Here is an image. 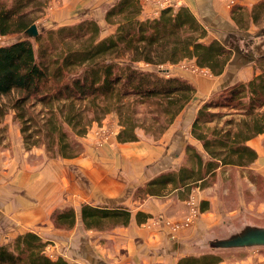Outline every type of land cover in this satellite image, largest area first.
I'll use <instances>...</instances> for the list:
<instances>
[{"label": "trees", "instance_id": "trees-1", "mask_svg": "<svg viewBox=\"0 0 264 264\" xmlns=\"http://www.w3.org/2000/svg\"><path fill=\"white\" fill-rule=\"evenodd\" d=\"M49 1L0 0V35L25 32L34 22L33 10L41 11ZM141 9V0H119L106 12V20L116 28L102 37L99 23L88 19L39 32L34 37L37 50L30 37L0 46V122L14 111L25 148L43 143L52 157H76L82 146L73 136H84L93 121L111 112L118 114L121 125L119 142L137 140V128L159 138L194 99L196 87L182 77L165 76L163 69H143L135 63L157 66L188 58L214 74L224 71L232 51L218 39L204 40L208 30L189 7H166L158 17L145 19L140 18ZM261 11L264 0L253 6L254 22ZM244 15L243 10L233 12L239 23ZM3 97L9 102H2ZM140 106L149 121L137 117ZM191 132L204 154L188 144L183 164L150 179L140 192L162 196L179 189L188 197L193 188L213 184L219 168L247 166L257 159L248 141L264 132V67L248 81L231 84L205 101ZM201 208H207L205 202ZM81 216L90 229L109 220L128 225L132 213L123 206L83 204ZM53 220L57 227L71 228L77 212L73 207L57 209ZM47 245L40 235L27 231L11 242H0V264H75L50 256ZM221 260L215 253L192 254L176 264Z\"/></svg>", "mask_w": 264, "mask_h": 264}, {"label": "crops", "instance_id": "crops-1", "mask_svg": "<svg viewBox=\"0 0 264 264\" xmlns=\"http://www.w3.org/2000/svg\"><path fill=\"white\" fill-rule=\"evenodd\" d=\"M118 1L50 0V12L47 17L54 27L74 24L81 20H95L105 36L116 28L106 20V12ZM236 2L241 3L242 0H174L175 8L189 7L208 30L207 37L213 35L233 51V54L221 74H214L209 68H202L209 73L189 75L187 67L181 65L186 60L194 61L188 58L171 63L165 68L170 71V75L182 76L192 82L196 87V95L159 139L147 135L144 129L139 128L136 129L137 140L119 142L117 135L121 125L119 119H115L112 128L114 133L109 134L110 142H107L108 137L106 139L103 133L102 148L94 146L93 151L102 150V154L95 158L93 155L87 156L90 149H85L79 156L70 158L73 161L67 163L66 167L59 166V163L52 159L36 169L35 166L28 165L27 150L21 132L17 128L13 131L11 127H6L7 120L0 122L1 243L11 242L27 231L37 233L45 241L50 240L47 236L50 232L44 231L41 223L50 219L55 210L66 205L75 208L78 216L77 205L95 206L94 204L102 203V206H122L123 203H134L139 206L135 205L130 209L125 207L132 213L128 225L118 224L110 230L83 233L82 238L78 237L80 233L77 234V230L70 233L67 237L70 238L67 239L70 241L68 244L81 246V254L74 251L71 261L79 264H176L181 257L192 255L176 251L174 247L177 242L193 237L200 227L216 225L225 216H232L241 209L223 214L213 222L207 221L208 219L203 222L197 220L193 229L181 230L182 234L190 233L182 238L180 231L173 233L174 229L169 224V221L172 223L171 221L182 218L185 201L191 196L198 198L200 206L206 203L207 208L202 211V215L206 214L214 200L212 192L216 191L218 182L222 179L221 170L226 173L238 168V178L241 177L242 169L257 168L264 171V132L248 141L258 153L254 162L247 166L219 168L216 174L218 182H213L214 184L203 189L195 187L188 197L179 189L168 190V193L162 196L148 195L143 201H136L134 196L136 190L144 187L150 179L163 172L178 169L183 164L188 144L195 145L204 154L202 143L191 132L200 106L213 92L238 81H248L255 73L260 72L255 66L258 56L251 52L253 46L247 49L252 39L246 40L241 35L242 31L231 15L234 9L239 12L246 10L244 6L243 9L240 8L241 5L238 6ZM141 4L142 19L158 17L166 7L160 0H141ZM252 9L253 7L250 11ZM252 21L254 22L253 19ZM108 118L103 119L102 124L108 122ZM103 127L106 128L107 124ZM79 211L81 214V210ZM139 211L148 216L145 217L141 213L138 219L136 215ZM140 218L142 221H139ZM78 232L82 230L78 229ZM92 236L98 238L92 239ZM65 243L60 240L51 244L48 242V245L53 249L58 248L62 252L61 256H68L63 251V246L67 244ZM198 254L209 253L194 255ZM215 254L222 257L218 264H264V248Z\"/></svg>", "mask_w": 264, "mask_h": 264}, {"label": "rangeland", "instance_id": "rangeland-1", "mask_svg": "<svg viewBox=\"0 0 264 264\" xmlns=\"http://www.w3.org/2000/svg\"><path fill=\"white\" fill-rule=\"evenodd\" d=\"M257 1L258 0H242L241 3L236 2V3H238V6L241 5V7L244 6L246 8V10L243 11V12H245L244 19L241 21V23H239L236 20V23L238 24L237 25L238 28L241 29L240 31H242L241 35L243 37H245L246 40H249V38L252 39V42H250L249 47L253 46V49L251 52L255 56H259L260 54H264V12L261 11L259 14V16H260L258 19L259 23L258 22L254 23L252 21V16H251V11H250L251 8L253 7V5L257 3ZM236 3H235V5H237ZM175 4L173 6H170V7H174ZM232 7H234V6H232ZM49 8H50V1L48 3H46L45 5H43V7L41 8V11L33 10L34 11V13H32V15L34 16V22L33 23H35L37 25L40 33L44 32L48 29H54V28L58 27V26H55V27L52 26L51 23L49 22V19L47 17V14H49V12H50ZM233 12L231 14L232 16H233ZM248 29L251 32L250 31L248 32ZM109 33H111V32H109ZM100 36L102 37V30H101ZM23 37H30L31 39H33V41L35 43V49L37 50L38 43L35 42V39L33 36L28 35L26 32L0 35V46L9 44V43L16 41V40L23 38ZM211 39H216V37H214L212 35L210 37H206L204 40L206 42H209ZM247 49H248V45H247ZM232 54H233V51H232ZM232 54H231V59H232ZM192 60H194V61L186 60L185 62L181 63V65H183L184 67H187V69H188L187 71H188L189 75H194V74H198V73H202V74L209 73L207 70L199 67L196 64L195 59H192ZM170 64L171 63L155 66V65H150V64L144 63V62H139V63H135L134 65L137 67L143 68V69H156V70L163 69V73L165 76H172V75H170L169 70H167V71L165 70V68L169 67ZM255 66L259 70H262V68L264 67V59L258 60L257 64ZM182 78H184V77H182ZM184 79H186V78H184ZM207 79L208 78H206V80ZM190 83H192V82H190ZM219 91H217L215 93L213 92L212 95H210V97L208 98V100H210L213 96L217 95V93ZM8 98L9 97H3L1 99V101L2 102L6 101V103H8L9 102ZM138 109H139V113L137 114V117H139V119L149 121L150 118H148V117H150V116L145 112V108L140 106ZM88 115H89V117H93V111H89ZM106 117H109V118L107 120L108 122L105 123V124H107V127L105 128V127H103L105 124H102V120L105 119ZM103 119H101L100 121H93L91 123V126L88 129V132L84 136H76V135L73 136L74 140L78 144H81V146H82V151L80 154H82V152H84L85 149H90V152L87 153V156L93 155V157L95 158L100 153L102 154V152H100L102 150H97L99 152H96L93 150L95 148L94 146L102 148L103 140H104V139L102 140V138H104L102 135L103 133H105L106 139L108 137L107 142L108 141L110 142L109 134H110V132H111V134L114 133V129H112V128L114 126V120L119 119L118 114L115 112H111V113L107 114ZM6 120L8 121L6 124L7 125L6 127H8V126L11 127L13 129V131L15 130V128H17L21 132V123L17 118H15L13 110H10L6 114V116L4 117L2 122L6 121ZM137 129H139V128H137ZM3 130L5 131L6 129H2V131ZM21 135H22V132H21ZM159 138H156V139H159ZM95 143H96V145H95ZM88 145H90V146H88ZM26 150H27L28 165L33 166V167L35 166L36 169H38L41 166H44L45 164H47L52 159H53V161L55 159L59 163V166L62 165L63 167H66L67 163L73 161L70 158H64V157H61L59 155L52 157V153H50L47 150V147L43 143H41L37 146H33L30 149L26 148ZM79 155H77V156H79ZM72 158H74V157H72ZM237 171H238V168H233L232 171L228 170V171H226V173L223 172V170H221L220 174H221L222 179L220 180V182H218V177H215L214 182H218V185L216 187V191L212 192V199H214V200H213L212 205H209V209L206 212V214L202 215V210L200 209L201 206L198 203L196 216L193 217L192 212H191L192 211L191 205L188 203L189 199H187L185 201V207L183 210L184 212H183L182 218L177 219L176 221H171L173 225L180 223L179 224L180 228L174 229L173 233H177L175 231L178 230V231H180L179 232L181 235L180 238L185 237L187 234H190V233L182 234L181 230L183 231L184 229H188V228L193 229L194 228L193 226L197 223L196 222L197 220H199L200 222H203L206 219H208L207 221L213 222L214 220H216L217 217H222L223 214L233 213L234 211H237L239 208L246 209V210L250 211L251 213H253L257 216L264 217V171L261 169H257V168H252V169H248V170L242 169V170H240L241 177H239V178H238V176L236 177ZM227 175H230V177L228 176L229 179H228ZM134 196H135L136 201H143L145 198L148 197V196L144 195L143 192H140L139 189L136 190ZM197 200H198V198H197ZM137 204H139V203H137ZM94 205L102 207V203L97 204V205L94 204ZM135 205L136 204H134V203H133V205L132 204H125V203L122 204L123 207H128L129 209L133 208V206H135ZM68 206L69 205H66V207H64V208H68ZM136 206H139V205H136ZM80 207H81V205L80 206L77 205V209H78L77 222L71 228L57 227L54 223V220H53V214L51 215L50 219L44 220L41 223L42 227L44 228V231H48V233L50 232L49 234H47L48 238L50 239V240H48V242H50V244L55 243V242L60 241V240L65 241L67 243V244L65 243L66 245L63 246V251L68 256H62V257H64L70 263H75V264H79V263L71 261V258L73 256L72 253H74V251H75L76 254H81V246H74L73 244H70V245L68 244L70 241H67V239H70V238H67V237H69L70 233H72L74 230H77V234L80 233V234H78V237L82 238L83 233L89 234V232H90L92 234L93 232H99V231L102 232V227H103V230H110V229L115 228L118 225V221L116 222L114 220H109V221L104 222L103 225L101 222L99 225L101 228H90L89 229L85 226V224H84V222L80 216L81 215L80 211H79V210H81ZM59 209H63V208H59ZM182 223H188V224L182 226ZM171 228H173V227H171ZM78 229L79 230L81 229L82 232H78ZM99 234H101V233H99ZM93 238L96 239L98 237L92 236V239ZM46 252L49 255H53V258H57L58 256H61L60 254L62 253L60 250H58V248L53 249V247H50V245H47ZM80 261L84 262L82 259H80Z\"/></svg>", "mask_w": 264, "mask_h": 264}, {"label": "water", "instance_id": "water-1", "mask_svg": "<svg viewBox=\"0 0 264 264\" xmlns=\"http://www.w3.org/2000/svg\"><path fill=\"white\" fill-rule=\"evenodd\" d=\"M25 32L33 37L39 34L35 23ZM174 248L188 254L263 249L264 217L241 208L216 225L200 227L193 237L177 242Z\"/></svg>", "mask_w": 264, "mask_h": 264}, {"label": "built area", "instance_id": "built-area-1", "mask_svg": "<svg viewBox=\"0 0 264 264\" xmlns=\"http://www.w3.org/2000/svg\"><path fill=\"white\" fill-rule=\"evenodd\" d=\"M161 3L164 5V6H173L175 3H174V0H160ZM188 203L191 205V212H192V215L193 217L196 216V213H197V208H198V200H197V197L195 196H191L188 200ZM169 224L173 227V229H176V228H180V223L179 224H175L173 225L172 223L169 222ZM188 223H182V226L183 225H187Z\"/></svg>", "mask_w": 264, "mask_h": 264}, {"label": "flooded vegetation", "instance_id": "flooded-vegetation-1", "mask_svg": "<svg viewBox=\"0 0 264 264\" xmlns=\"http://www.w3.org/2000/svg\"><path fill=\"white\" fill-rule=\"evenodd\" d=\"M251 42H252V40H251ZM248 48H251V47H249V44H248ZM262 56H264V54H260V55L258 56V59L261 58ZM258 59H257V60H258Z\"/></svg>", "mask_w": 264, "mask_h": 264}]
</instances>
